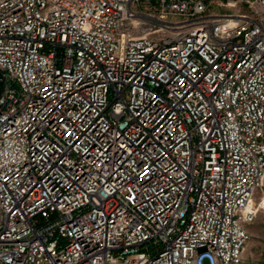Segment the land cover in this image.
<instances>
[{"label":"built area","instance_id":"1","mask_svg":"<svg viewBox=\"0 0 264 264\" xmlns=\"http://www.w3.org/2000/svg\"><path fill=\"white\" fill-rule=\"evenodd\" d=\"M264 215V0H0V264H241Z\"/></svg>","mask_w":264,"mask_h":264},{"label":"rangeland","instance_id":"2","mask_svg":"<svg viewBox=\"0 0 264 264\" xmlns=\"http://www.w3.org/2000/svg\"><path fill=\"white\" fill-rule=\"evenodd\" d=\"M248 239L242 253L241 264L258 263L264 260V215L258 214L247 226Z\"/></svg>","mask_w":264,"mask_h":264},{"label":"trees","instance_id":"3","mask_svg":"<svg viewBox=\"0 0 264 264\" xmlns=\"http://www.w3.org/2000/svg\"><path fill=\"white\" fill-rule=\"evenodd\" d=\"M258 263H264V260L262 262H258Z\"/></svg>","mask_w":264,"mask_h":264}]
</instances>
